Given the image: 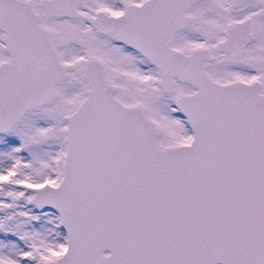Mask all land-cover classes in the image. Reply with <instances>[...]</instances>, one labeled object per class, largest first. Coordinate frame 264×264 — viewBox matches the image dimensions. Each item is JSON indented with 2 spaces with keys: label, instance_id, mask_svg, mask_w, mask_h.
Returning a JSON list of instances; mask_svg holds the SVG:
<instances>
[{
  "label": "snow or ice",
  "instance_id": "6c2138e0",
  "mask_svg": "<svg viewBox=\"0 0 264 264\" xmlns=\"http://www.w3.org/2000/svg\"><path fill=\"white\" fill-rule=\"evenodd\" d=\"M0 264H264V0H0Z\"/></svg>",
  "mask_w": 264,
  "mask_h": 264
}]
</instances>
